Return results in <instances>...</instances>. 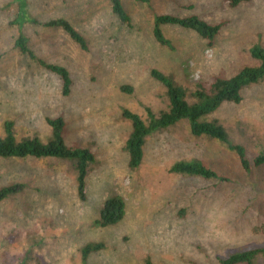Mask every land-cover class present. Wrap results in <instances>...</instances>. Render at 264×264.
I'll return each instance as SVG.
<instances>
[{"label":"rangeland","instance_id":"374dc122","mask_svg":"<svg viewBox=\"0 0 264 264\" xmlns=\"http://www.w3.org/2000/svg\"><path fill=\"white\" fill-rule=\"evenodd\" d=\"M122 1L128 24L112 13L109 0H0V137L10 122L18 139L46 142L51 135L46 119L61 117L67 145L95 157L84 200L72 163L0 158V187L26 186L0 203V264H17L24 255L27 264H82L80 250L89 243L104 248L86 264H217L228 252L264 244V234L256 232L264 223V168L238 177L232 152L193 136L181 121L147 136L142 162L131 170L125 150L131 123L122 116L128 109L145 121L146 109L156 116L167 110L166 88L151 78L152 69L184 87L191 103L198 84L206 87L215 77L227 79L257 65L250 49L264 47V0L235 7L228 0H152L151 8ZM153 13L195 15L224 25L212 46L193 31L164 25L166 47L152 35ZM57 18L85 37L87 50L61 29L39 25ZM19 32L38 57L68 70L67 96L57 75L15 47ZM241 95L239 104L223 102L204 119L216 121L250 150L264 143V79L243 87ZM189 160L238 181L169 172L174 163ZM111 197L123 200V219L95 224Z\"/></svg>","mask_w":264,"mask_h":264},{"label":"trees","instance_id":"16d2710c","mask_svg":"<svg viewBox=\"0 0 264 264\" xmlns=\"http://www.w3.org/2000/svg\"><path fill=\"white\" fill-rule=\"evenodd\" d=\"M150 7L152 0H133ZM231 7H235L242 2L250 0H228ZM112 13L118 19L128 24L130 18L123 7L122 0H109ZM24 8V3H20V9ZM33 23L38 21L31 19ZM44 28H58L81 49L87 50V41L72 24L64 19L57 18L40 22ZM164 25H176L181 28L193 31L203 38L208 46L213 45V41L224 23L210 24L198 16L180 17L173 14H152V35L161 46L169 47L168 40L161 30ZM15 47L21 54L37 62L38 65L47 71L58 76L62 85V94L67 96L70 93L72 80L68 70L63 66H58L45 62L30 49L26 38L19 32L15 41ZM250 56L257 61L255 66L243 67L239 72L230 78L224 79L215 77L211 84L203 86L198 84L194 91V101H187L186 89L176 84L172 78L166 76L157 69L150 71V76L167 91L168 108L158 116L150 109H146L147 120H142L136 113L125 109L122 116L131 123V132L125 145V150L129 156L128 167L131 170L137 169L143 156V145L147 136L156 131L173 126L178 122L186 121L189 124L190 132L193 136L204 137L215 141L223 146L235 156L237 167L236 175L251 176L254 170L264 168V143H255L254 148L247 150V147L240 142L234 141L230 133L216 121L207 122L205 116L216 111L223 102L239 104L242 101L241 91L243 87L258 83L264 79V47L255 45L250 49ZM125 92H130L127 87L122 88ZM51 127V135L42 142L37 137H24L18 139L13 131V124L5 122L3 125L4 136L0 137V158L3 159H57L72 163L75 170V180L80 199L84 200V189L86 176L90 165L95 162L94 154L85 148L76 145H67L65 141V123L63 118L46 119ZM252 152L250 153L249 151ZM169 172L187 177H197L204 180H215L233 184L238 179L224 177L209 166L204 165L199 160L179 161L174 163ZM26 186L24 183H10L0 187V203L22 193ZM124 202L120 197H111L104 203L100 211L99 220L95 222L102 227L114 225L124 217ZM256 232L264 234V223L256 229ZM104 248L101 243H89L81 250V263L86 264L91 254ZM260 259H264V244L250 245L238 250L228 252L225 256L217 257V264H258ZM28 255H24L17 260V264H27ZM145 264H151L149 261Z\"/></svg>","mask_w":264,"mask_h":264}]
</instances>
